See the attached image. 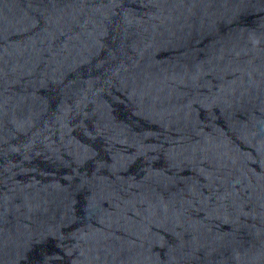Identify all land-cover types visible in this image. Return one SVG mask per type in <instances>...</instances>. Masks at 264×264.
<instances>
[{
	"label": "water",
	"instance_id": "water-1",
	"mask_svg": "<svg viewBox=\"0 0 264 264\" xmlns=\"http://www.w3.org/2000/svg\"><path fill=\"white\" fill-rule=\"evenodd\" d=\"M0 264H264V0H0Z\"/></svg>",
	"mask_w": 264,
	"mask_h": 264
}]
</instances>
